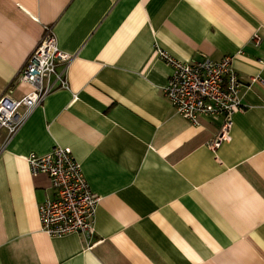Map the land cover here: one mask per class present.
I'll return each instance as SVG.
<instances>
[{
	"label": "crops",
	"instance_id": "1",
	"mask_svg": "<svg viewBox=\"0 0 264 264\" xmlns=\"http://www.w3.org/2000/svg\"><path fill=\"white\" fill-rule=\"evenodd\" d=\"M46 27L68 86L0 129V264H264V0H0V95L30 90L16 76ZM155 44L232 56L243 108L216 149L220 118L190 123L162 95ZM56 145L100 196L91 237L40 229L54 192L25 156Z\"/></svg>",
	"mask_w": 264,
	"mask_h": 264
},
{
	"label": "built area",
	"instance_id": "2",
	"mask_svg": "<svg viewBox=\"0 0 264 264\" xmlns=\"http://www.w3.org/2000/svg\"><path fill=\"white\" fill-rule=\"evenodd\" d=\"M252 38L255 43L260 40L257 34ZM154 50L171 68L161 92L175 112L193 124H197L199 117L220 118L218 131L208 142L210 149H216L229 137L233 114L243 108L240 97L243 84L231 67L232 56L219 60L203 56L200 60L182 61L156 44ZM72 57L57 47L52 29L46 27L16 76L30 90L15 96L14 89L8 87L0 95V129L6 130L7 140L48 94L67 88L64 73ZM59 64L63 65L60 71L56 70ZM25 160L32 175H47L54 192L38 205L41 231L50 237L74 233L93 236L100 196L90 189L81 163L72 151L56 145L45 154L31 152Z\"/></svg>",
	"mask_w": 264,
	"mask_h": 264
}]
</instances>
